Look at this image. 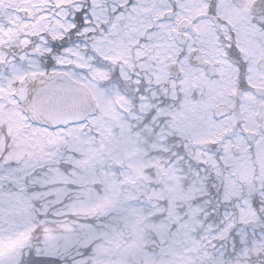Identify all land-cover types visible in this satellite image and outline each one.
<instances>
[{
    "label": "snow or ice",
    "instance_id": "obj_1",
    "mask_svg": "<svg viewBox=\"0 0 264 264\" xmlns=\"http://www.w3.org/2000/svg\"><path fill=\"white\" fill-rule=\"evenodd\" d=\"M0 264H264V0H0Z\"/></svg>",
    "mask_w": 264,
    "mask_h": 264
}]
</instances>
